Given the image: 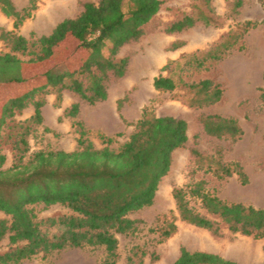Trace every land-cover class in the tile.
Here are the masks:
<instances>
[{"label":"trees","instance_id":"1","mask_svg":"<svg viewBox=\"0 0 264 264\" xmlns=\"http://www.w3.org/2000/svg\"><path fill=\"white\" fill-rule=\"evenodd\" d=\"M164 2L86 1L79 15L63 19L51 33L31 40L20 34L19 29L33 15L37 0H29L20 10L13 0H0L1 12L14 20L13 30L0 28V39L8 48L0 52V89L6 92L0 106V211L10 216L0 219V241L8 238L10 245L0 253V264H21L39 253L47 255L86 246L105 248L106 257L99 264H120L118 235L138 231L139 220L132 219L130 214L154 203L160 182L171 168L173 153L187 145V121L170 115L158 116L146 107L135 130L119 149L110 146L114 139L106 135L101 136L104 146L97 147L85 124L76 120L81 105L76 101L65 112L75 119L79 134L76 150L42 149L28 156L29 136L33 125L43 122L42 108L50 94L56 95L57 104L61 103L64 91L90 105L105 101L109 83L122 78L127 71L129 57L119 58L120 49L144 35V27ZM243 2L236 0L233 12H238ZM202 3V10L172 22L166 31L180 32L200 22L217 25L211 0ZM258 23L246 21L242 31L230 30L208 49L169 60L162 68L168 74L154 78L155 89L173 92L182 87L186 102L197 108L216 104L224 93L221 84L209 78L186 81L184 72L206 69L221 60ZM69 37L76 41L75 56L80 58L72 67L64 55L58 57ZM181 45L173 43L172 48ZM20 55L30 58L25 60ZM48 60L53 63L47 69L28 72V65ZM20 87L25 91L17 94ZM261 97L264 101V92ZM30 106L34 107V113L21 124L13 145V164L5 167L6 155L1 148L3 129L17 113ZM199 118L208 136L237 140L243 135L235 118L221 114H202ZM191 155L197 168L190 175L203 170L218 180L236 175L243 184L249 181L243 165L226 160L222 148L205 155L193 147ZM192 179L173 189L176 212L166 215L160 242L177 233L178 221L209 230L216 236H222L221 223H224L232 233L264 238V207L227 202L211 190L208 180ZM55 205L68 208L72 214L38 220L37 207L49 209ZM50 229L56 231L51 233ZM173 264L238 263L217 253L190 251L182 246Z\"/></svg>","mask_w":264,"mask_h":264},{"label":"rangeland","instance_id":"2","mask_svg":"<svg viewBox=\"0 0 264 264\" xmlns=\"http://www.w3.org/2000/svg\"><path fill=\"white\" fill-rule=\"evenodd\" d=\"M86 1L98 0H37V8L19 29V33L33 40L49 34L63 19L80 14ZM236 0H211L216 12L217 25L203 22L180 32L168 33L166 28L185 15L196 14L203 9V0H165L158 14L144 27V35L135 42L124 45L118 57H129L126 74L113 79L108 86V98L90 105L81 101L69 91L63 92V99L57 104L56 95H48L43 106V122L33 125L29 136L28 156L38 150L54 149L73 151L78 148L79 134L74 126L75 119L66 116V109L80 101V113L76 120L82 121L90 138L97 147H103L102 135L113 137L111 147L119 149L135 130V124L142 117L146 107L158 116L170 115L183 118L188 123L189 140L186 147L173 153L168 174L160 182L154 203L151 206L132 212L130 217L139 220L138 231L130 235H118L120 264H173L185 246L190 251L217 253L236 261L238 264H264V238L255 239L240 233H232L221 223L222 236L211 231L178 221L177 233L160 242L161 227L171 211L176 212V202L172 191L192 180L206 179L211 190L227 202H243L255 207H264V0H243L238 12H233ZM20 10L29 4V0H13ZM258 21L250 28L221 60L213 62L206 69H191L184 72L186 81L212 79L224 89L222 99L214 105L203 108L190 106L186 102V91L179 87L173 92L155 89L154 78L160 74L169 60L206 50L219 41L230 30L242 31L246 21ZM14 20L0 10V28L13 30ZM34 33L35 37H31ZM173 43H182L174 49ZM8 51L0 39V52ZM76 41L69 37L60 55L69 59L70 67L80 58ZM63 52V53H62ZM62 53V54H61ZM25 60L29 56L20 55ZM75 57V58H72ZM44 61L28 65V72L42 71L52 65ZM25 91L17 89V94ZM6 92L0 89V106ZM121 104L120 109H118ZM34 113L30 106L11 119L3 129L2 152L6 155L5 167L13 164V145L21 131V124ZM202 114H221L238 120L243 135L237 139H217L206 135L199 117ZM197 147L205 155L212 154L218 148L224 151L225 159L239 161L248 175L249 181L243 184L234 175L218 180L212 174L198 170L191 155V149ZM193 176V177H192ZM38 220L72 211L60 205L49 209L37 207ZM10 216L0 211V219ZM46 230V225L42 226ZM56 229H50L55 232ZM10 247L8 238L0 241V253ZM106 257L104 247L86 246L70 248L45 255L39 253L21 264H99Z\"/></svg>","mask_w":264,"mask_h":264}]
</instances>
